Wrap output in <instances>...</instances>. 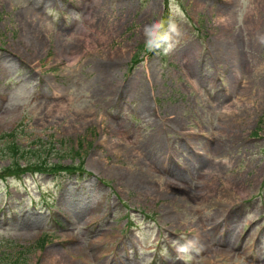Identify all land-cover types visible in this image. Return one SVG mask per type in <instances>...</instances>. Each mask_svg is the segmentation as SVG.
<instances>
[{
    "label": "rangeland",
    "instance_id": "rangeland-1",
    "mask_svg": "<svg viewBox=\"0 0 264 264\" xmlns=\"http://www.w3.org/2000/svg\"><path fill=\"white\" fill-rule=\"evenodd\" d=\"M15 157L84 172L0 180V264H264V0H0Z\"/></svg>",
    "mask_w": 264,
    "mask_h": 264
},
{
    "label": "clouds",
    "instance_id": "clouds-1",
    "mask_svg": "<svg viewBox=\"0 0 264 264\" xmlns=\"http://www.w3.org/2000/svg\"><path fill=\"white\" fill-rule=\"evenodd\" d=\"M147 51L157 54L168 55L173 52L179 44L182 35L180 26L175 18L168 21H153L145 26L144 29ZM154 32H160L158 38H154ZM175 251L179 258L183 259L194 252H199L202 248L198 234L191 237L181 236L175 242Z\"/></svg>",
    "mask_w": 264,
    "mask_h": 264
},
{
    "label": "trees",
    "instance_id": "trees-1",
    "mask_svg": "<svg viewBox=\"0 0 264 264\" xmlns=\"http://www.w3.org/2000/svg\"><path fill=\"white\" fill-rule=\"evenodd\" d=\"M9 138L12 139V144L11 146V154L10 156L13 157L15 148L18 150V147L15 144V134H10ZM47 163V162H44ZM43 162L42 163H37L35 162H27L25 165L21 164L19 162V159L13 158L10 162V166L7 169V171H0V179H7L9 176H14L16 174H21V173H26V172H55V171H70L73 172L78 167L82 168V166H77V165H66L63 166L62 164H50V165H45ZM80 170V169H78ZM46 240V239H45ZM45 242L42 243V246L44 245Z\"/></svg>",
    "mask_w": 264,
    "mask_h": 264
},
{
    "label": "bare ground",
    "instance_id": "bare-ground-1",
    "mask_svg": "<svg viewBox=\"0 0 264 264\" xmlns=\"http://www.w3.org/2000/svg\"><path fill=\"white\" fill-rule=\"evenodd\" d=\"M41 43L40 42H38V45H40ZM143 96H144V93H142V98H143ZM143 114H145V115H147L148 114V111L146 110V109H143ZM158 135H159V132L158 131H156L155 132V137H157L158 138ZM161 151H162V149H161ZM220 151H221V147H220ZM182 190H183V188H181Z\"/></svg>",
    "mask_w": 264,
    "mask_h": 264
}]
</instances>
